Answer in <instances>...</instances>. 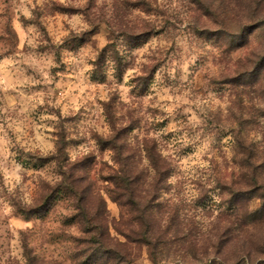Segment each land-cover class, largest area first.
I'll use <instances>...</instances> for the list:
<instances>
[{
    "label": "clouds",
    "instance_id": "1",
    "mask_svg": "<svg viewBox=\"0 0 264 264\" xmlns=\"http://www.w3.org/2000/svg\"><path fill=\"white\" fill-rule=\"evenodd\" d=\"M0 33L31 264H264V0H0Z\"/></svg>",
    "mask_w": 264,
    "mask_h": 264
},
{
    "label": "rangeland",
    "instance_id": "2",
    "mask_svg": "<svg viewBox=\"0 0 264 264\" xmlns=\"http://www.w3.org/2000/svg\"><path fill=\"white\" fill-rule=\"evenodd\" d=\"M62 21L60 23H56L53 25V30H59ZM8 47V52L12 51V48L15 47L14 37L13 36H5L3 33H0V49ZM27 47V45H26ZM171 51V49H169ZM7 55V53H4ZM3 68L0 66V82L3 80ZM55 71V69H53ZM166 123V121H162L161 124ZM171 135V134H169ZM0 147H2V143H0ZM4 209L0 207V215L4 213ZM8 218L0 220V229H3V224L11 223L12 227L8 229L0 230V264H12L15 261V264H21V261H24V264H31V260L28 257V249L25 246V227L26 221L23 217H17L14 213L9 212ZM13 230L15 235L13 236ZM13 240H15L18 244V247H13ZM47 243L60 245L62 241L57 238L55 232H52L47 237ZM9 253H13V255H9ZM7 257V259H5ZM53 264H57V262L53 261Z\"/></svg>",
    "mask_w": 264,
    "mask_h": 264
}]
</instances>
